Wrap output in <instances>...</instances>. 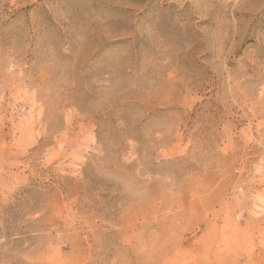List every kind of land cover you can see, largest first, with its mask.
Masks as SVG:
<instances>
[{
  "label": "rangeland",
  "instance_id": "obj_1",
  "mask_svg": "<svg viewBox=\"0 0 264 264\" xmlns=\"http://www.w3.org/2000/svg\"><path fill=\"white\" fill-rule=\"evenodd\" d=\"M0 264H264V0H0Z\"/></svg>",
  "mask_w": 264,
  "mask_h": 264
}]
</instances>
